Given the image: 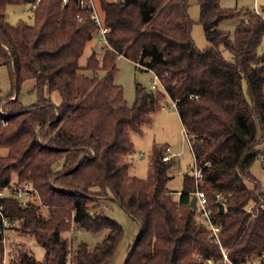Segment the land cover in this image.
Instances as JSON below:
<instances>
[{
	"label": "trees",
	"instance_id": "obj_1",
	"mask_svg": "<svg viewBox=\"0 0 264 264\" xmlns=\"http://www.w3.org/2000/svg\"><path fill=\"white\" fill-rule=\"evenodd\" d=\"M80 1L0 0V65L9 68L12 83L8 94L0 89L6 151L0 190L34 188L23 200L11 191L0 203L10 228L33 235L45 249L43 260L22 249L9 264H105L124 237L122 226L99 211L106 201L139 226L124 264H264V182L251 171L264 157V16L246 12L232 36L219 25L241 13L221 0H199L211 44L200 50L189 0H99L106 42L93 48L89 77L79 62L98 27L91 0ZM24 3L33 4L34 23L11 25L8 7ZM121 56L158 80L156 90L137 85L132 106L115 84ZM33 80L38 100L25 105L21 86ZM54 91L60 106L52 102ZM168 100L195 163L203 165V183L186 174L178 200L168 188L173 164L162 160L167 145L153 146L145 179L129 172L133 134L152 126ZM198 192L206 196L207 217L191 207ZM74 226L108 234L92 251L86 243L72 250L65 233ZM3 234L0 229V264H6Z\"/></svg>",
	"mask_w": 264,
	"mask_h": 264
},
{
	"label": "rangeland",
	"instance_id": "obj_2",
	"mask_svg": "<svg viewBox=\"0 0 264 264\" xmlns=\"http://www.w3.org/2000/svg\"><path fill=\"white\" fill-rule=\"evenodd\" d=\"M91 1L95 12L103 18L99 0ZM220 5L223 8L235 9L237 12L239 11L241 13L240 16L224 21L219 25L221 30L229 32L232 36L234 35L236 25L245 18L246 12H257L264 16V0H221ZM33 10L34 6L32 3L11 5L8 7L7 15H9V17L7 20L11 25H17L19 23L33 24ZM188 12L193 21L192 39L200 50H204L211 46V44L206 38L204 26L199 22L201 12L199 0H189ZM96 42L98 45L95 34V37L88 43L79 62L82 72L89 77H93V74L86 70L85 67L87 66L88 59L93 53V45ZM262 48H264V40ZM219 49L224 57L230 61V52L222 45ZM97 55L101 56L102 52H97ZM116 66L117 74L115 76V84L123 87L125 99L128 105L132 106L136 99V86L141 85L147 90H151V84L153 81H156V77L152 71L122 56L118 58ZM104 75L105 72H102L100 76L102 77ZM34 82V80L27 81L21 86L19 96L25 105H33L38 100L37 92H31V85L34 84ZM0 89L4 94H8L12 89L10 70L5 65H0ZM51 99L56 106L61 105L62 99L57 91L51 93ZM133 143L135 145V153L132 156L131 162L134 164H132L133 167L130 174L136 175L140 179H145L147 177L153 144L156 143L162 146L167 145L168 148H170L171 151L169 154H173V166L171 168L172 175L168 182V188L174 193V199L178 200L182 190L184 176L195 168L196 163L191 151V142L185 133L178 112L172 102L168 100L164 103L163 109L154 116V126L152 129L147 132L145 130L142 136L133 134ZM261 148L264 149V143ZM0 152L6 154L5 150L0 149ZM251 171L259 180L264 182L263 161L261 157L257 159ZM14 178L16 177L14 176ZM99 211H103L106 216L117 222L124 229V237L119 243L114 256L105 264H124L129 247L134 243L138 235L139 226L126 214L121 206L114 201L103 202ZM10 227L12 226L9 225L5 232L7 248L5 253L6 264H9L22 249L27 250L37 260L44 259L45 249L37 243L33 235H23ZM107 234V230L99 233H92L84 229H77L74 226L71 231L65 233V237L70 239L72 250L79 244L86 243L89 250L92 251L98 243L103 241Z\"/></svg>",
	"mask_w": 264,
	"mask_h": 264
},
{
	"label": "built area",
	"instance_id": "obj_3",
	"mask_svg": "<svg viewBox=\"0 0 264 264\" xmlns=\"http://www.w3.org/2000/svg\"><path fill=\"white\" fill-rule=\"evenodd\" d=\"M64 4L68 3V0H63ZM81 6H84V0L80 1ZM93 4V3H92ZM257 13V12H256ZM93 22H95L96 26L98 27V32H97V40H98V45H103L105 44L106 40H105V35L107 33V29L104 26V20L103 18H101L97 12L94 11V13L91 16ZM158 87V80L156 78V81H153L151 84V89L152 90H156ZM173 105L175 106V103H173ZM170 149L168 148L167 153L163 156L162 160L164 162H170L171 161V155L169 154ZM263 164H264V157L262 158ZM209 166L210 162H206L204 164V166ZM202 168L203 165H195V168L193 170L189 171V175L195 177L201 184L203 183V173H202ZM11 189L5 188L3 190H0V199L4 198L6 196H8V194L11 193ZM30 192H34V188L30 183H26L23 185H20L19 187H14L13 191H12V195L18 199V200H23L25 199L28 195H30ZM217 199H221V196L218 195ZM197 205L198 207L201 209V211L203 212V216L207 217L210 214V209H208L207 207V199L206 196L204 194V192H198L197 193ZM264 206V205H263ZM0 226L1 229L3 231V235H4V240H3V244H4V251L6 253L7 248H6V237H5V232L9 226V219L8 217L5 215V210H4V206L0 203ZM215 231H219L218 228L214 229ZM6 263V261H5Z\"/></svg>",
	"mask_w": 264,
	"mask_h": 264
},
{
	"label": "water",
	"instance_id": "obj_4",
	"mask_svg": "<svg viewBox=\"0 0 264 264\" xmlns=\"http://www.w3.org/2000/svg\"><path fill=\"white\" fill-rule=\"evenodd\" d=\"M31 1V0H29ZM9 17V15H7V18ZM36 70L38 71V68L36 67ZM215 199H217V197H215ZM217 206L220 210V212H224V204H222L221 202H217ZM191 207L194 209V210H197L198 206H197V197H193L192 200H191ZM0 229H1V226H0ZM210 264H211V261H208Z\"/></svg>",
	"mask_w": 264,
	"mask_h": 264
},
{
	"label": "crops",
	"instance_id": "obj_5",
	"mask_svg": "<svg viewBox=\"0 0 264 264\" xmlns=\"http://www.w3.org/2000/svg\"><path fill=\"white\" fill-rule=\"evenodd\" d=\"M91 3H92V1H91ZM94 46H95V48H94ZM93 48L95 49V50H98V45H97V43H95L94 45H93ZM157 115V114H156ZM155 115V116H156ZM154 126V123H153V125L152 126H149V127H146L145 129H144V133H145V130H146V132L148 131V130H150V129H152V127ZM143 133V134H144ZM142 134V135H143ZM141 135V136H142ZM132 139H133V137H132ZM156 143H154L153 144V146L155 145ZM153 146H152V148H153ZM170 149V148H169ZM171 151V150H170ZM171 155V161L170 162H172L173 161V154H170ZM173 163V162H172ZM132 164H134V163H132ZM132 167H133V165L131 166V168H130V171L129 172H131V170H132ZM131 175V174H130ZM170 175H172V173H170ZM131 176H133V177H136V178H138L136 175H131ZM182 187H183V185H182ZM139 232V231H138Z\"/></svg>",
	"mask_w": 264,
	"mask_h": 264
}]
</instances>
